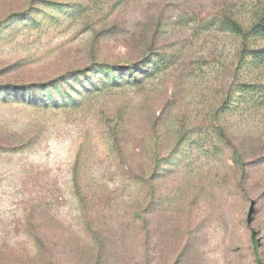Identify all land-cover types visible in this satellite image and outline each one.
Wrapping results in <instances>:
<instances>
[{
    "label": "rangeland",
    "instance_id": "1",
    "mask_svg": "<svg viewBox=\"0 0 264 264\" xmlns=\"http://www.w3.org/2000/svg\"><path fill=\"white\" fill-rule=\"evenodd\" d=\"M0 264H264V0H0Z\"/></svg>",
    "mask_w": 264,
    "mask_h": 264
}]
</instances>
